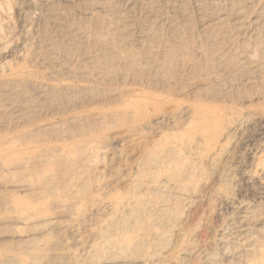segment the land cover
I'll list each match as a JSON object with an SVG mask.
<instances>
[{"label":"rangeland","instance_id":"1","mask_svg":"<svg viewBox=\"0 0 264 264\" xmlns=\"http://www.w3.org/2000/svg\"><path fill=\"white\" fill-rule=\"evenodd\" d=\"M263 6L0 0V143L62 156L32 189L0 172V260L264 264Z\"/></svg>","mask_w":264,"mask_h":264},{"label":"bare ground","instance_id":"2","mask_svg":"<svg viewBox=\"0 0 264 264\" xmlns=\"http://www.w3.org/2000/svg\"><path fill=\"white\" fill-rule=\"evenodd\" d=\"M137 95L138 97L141 96V94H137ZM143 107L144 105H142V109ZM199 112H200L201 120L202 121L206 120L208 115L205 112V110ZM181 115L183 118L188 119L189 117V119L191 120L193 117V111L189 109H184L182 110ZM163 120H165L164 117H159L155 120V122L156 124H159L162 123ZM203 124L204 123H202V125ZM48 130L51 131L52 128H49ZM16 143L14 142V140H10V139L6 140V142L3 141L2 143H0L1 173H5L9 178H11L13 183H18L16 179H20L21 181L18 184H20V186L25 189H32L41 181H52L56 178L57 170L60 164L62 163V156L57 154L58 153L57 151H52L51 153L39 154L37 152L24 150L22 147H20L22 145L19 146ZM63 166L64 167L69 166V161L67 158H65V162L63 163ZM13 205H14L13 206L14 212L11 218L22 224L24 227H31V226L34 227L39 223H41V225L44 226L50 225L52 228L59 227V224L55 219L43 218L42 217L43 215H40L35 204L30 203L29 201L22 202L15 200L13 201ZM246 230H242V231L245 232ZM237 232L239 233L240 231ZM14 263L29 264L28 261L23 260L22 256L19 254L17 255L10 253L7 255L5 254L2 260H0V264H14Z\"/></svg>","mask_w":264,"mask_h":264}]
</instances>
